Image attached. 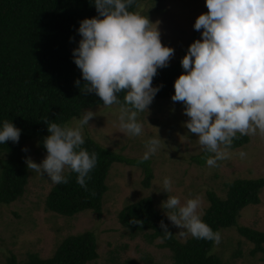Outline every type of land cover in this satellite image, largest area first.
<instances>
[{
	"label": "clouds",
	"instance_id": "9594fccd",
	"mask_svg": "<svg viewBox=\"0 0 264 264\" xmlns=\"http://www.w3.org/2000/svg\"><path fill=\"white\" fill-rule=\"evenodd\" d=\"M93 3L98 16L80 21L77 31L81 39L73 49L74 63L84 81L81 93H95L106 108L118 106L120 131L129 137L141 136L143 126L138 116L148 114L162 87H153V78L158 69L168 66L174 49L162 44L159 21L152 22L130 10L136 0ZM205 6L207 12L198 15L193 25L201 38L188 46L180 61L184 72L174 81L171 100L184 105L183 114L188 117L185 127L207 154L202 157L206 165L215 168L219 161L231 159L234 140L257 135L264 138V0H205ZM95 116L96 112L86 110L74 125H61L45 117L46 156L39 164L26 158L27 168L57 185L69 182L66 171L75 173L76 183L88 191L87 181L97 166L98 154L82 145L84 129ZM20 135V129L4 121L0 144L18 143ZM165 146L158 134L148 139L138 163L148 161ZM238 155L247 157L244 151ZM172 183L169 177L163 179L165 193L172 190ZM90 195L95 196V191ZM163 208L171 224L180 229L175 236L220 244V233L202 219L200 196L183 203L177 196H167ZM129 223L142 226L144 222L133 218ZM159 226L161 240L174 236L163 220Z\"/></svg>",
	"mask_w": 264,
	"mask_h": 264
},
{
	"label": "trees",
	"instance_id": "16d2710c",
	"mask_svg": "<svg viewBox=\"0 0 264 264\" xmlns=\"http://www.w3.org/2000/svg\"><path fill=\"white\" fill-rule=\"evenodd\" d=\"M143 1L146 0H136L130 10L138 12L139 3ZM97 16L93 0H0V128L4 121H9L21 130L18 143L8 141L0 144V151L8 153V159L0 167V206L13 202L25 190L29 169L23 144L29 139H37L39 151L46 153L43 146L48 135L47 125L43 122L45 117L64 125L70 119L80 117L85 109L104 106L95 93H81L84 81L73 60V49L78 47L81 39L77 31L80 21ZM181 59L157 70L152 86L162 85L154 97L158 102L171 99L174 94V81L184 72ZM77 80L80 85L76 84ZM120 99L122 101L123 93ZM84 137L82 147L98 154L97 166L87 181L88 191L76 183L75 173L67 171V184L52 183L45 198V208L57 215L73 217L88 209L100 215L104 193L108 189L106 180L113 163L140 168L144 187H149L154 177L150 159L141 164L138 163L140 158L114 151L89 133ZM248 141L249 136L240 137L234 140L231 149L242 147ZM205 155L201 150L190 155L189 161L203 165L206 163L202 158ZM263 187L264 177L236 178L227 184L224 197L214 190H207L208 205L203 209V221L213 231L236 227L240 234L255 242L251 254L257 250L264 251L261 246L264 231L238 224L243 207L260 203ZM91 191H95V196L90 195ZM118 217L131 236L144 232L149 241L162 237L159 222L163 220L174 234L171 239L160 243L161 247L170 250L171 264L226 263L217 251H213L212 241L191 236L184 241L179 240L150 195L125 205ZM133 218L143 221V225L130 224ZM97 258L96 233L85 230L66 236L50 257L29 253L27 259L19 262L11 253L2 264H87Z\"/></svg>",
	"mask_w": 264,
	"mask_h": 264
},
{
	"label": "rangeland",
	"instance_id": "374dc122",
	"mask_svg": "<svg viewBox=\"0 0 264 264\" xmlns=\"http://www.w3.org/2000/svg\"><path fill=\"white\" fill-rule=\"evenodd\" d=\"M137 9L150 21H159L162 44L174 49L168 65L176 63L186 54L188 46L201 38V33L194 30L193 25L198 15L207 12L205 0H146L140 2ZM183 108L169 98L159 102L154 99L148 114L138 116L143 135L137 137H129L120 131L118 106L85 109L82 115L91 110L97 116L89 121L91 127H85L84 136L89 133L100 144L129 157L141 158L146 150L145 141L158 134L166 146L150 159L154 173L151 185L142 186L140 168L113 163L106 180L108 189L104 193L101 214L88 209L73 217H65L46 210L45 198L52 182L29 169L23 194L0 206V264L11 253L19 262L27 259L29 253L50 257L66 236L85 230L96 233L98 252V258L87 264H171V252L160 246V238L149 241L144 232L131 236L121 225L118 214L125 205L150 195L167 219L163 208L167 196H177L182 203L200 196L204 209L208 205L207 190H214L224 197L227 184L234 179L264 177V138L259 135L249 136L244 146L231 149V159L219 161L218 167L190 162V155L199 153L202 148L197 137L185 127L188 117L183 114ZM81 116L70 119L68 124L74 125ZM22 147L27 149V158L37 164L46 156L39 151L37 139L27 140ZM240 151L247 153V157L241 159ZM7 159L8 153L0 151V167ZM165 177L173 182L172 190L167 193L162 189ZM260 199V203L241 209L239 225L264 231V187ZM167 221L176 234L180 229ZM218 232L221 242L218 246L214 243L213 251L221 255L225 264H264V251L251 254L255 242L240 234L236 227ZM261 246L264 248V242Z\"/></svg>",
	"mask_w": 264,
	"mask_h": 264
}]
</instances>
